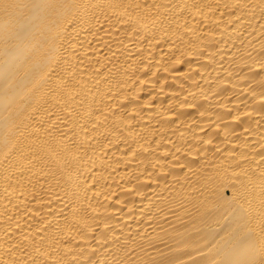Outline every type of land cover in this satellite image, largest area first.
Masks as SVG:
<instances>
[{
  "label": "bare ground",
  "instance_id": "obj_1",
  "mask_svg": "<svg viewBox=\"0 0 264 264\" xmlns=\"http://www.w3.org/2000/svg\"><path fill=\"white\" fill-rule=\"evenodd\" d=\"M0 264H264V0H0Z\"/></svg>",
  "mask_w": 264,
  "mask_h": 264
}]
</instances>
